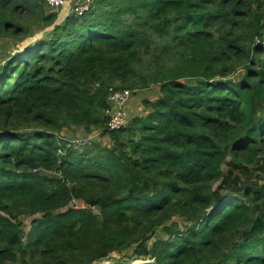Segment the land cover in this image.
Segmentation results:
<instances>
[{
    "label": "trees",
    "instance_id": "trees-1",
    "mask_svg": "<svg viewBox=\"0 0 264 264\" xmlns=\"http://www.w3.org/2000/svg\"><path fill=\"white\" fill-rule=\"evenodd\" d=\"M47 7L0 0V264H264V0Z\"/></svg>",
    "mask_w": 264,
    "mask_h": 264
},
{
    "label": "rangeland",
    "instance_id": "rangeland-1",
    "mask_svg": "<svg viewBox=\"0 0 264 264\" xmlns=\"http://www.w3.org/2000/svg\"><path fill=\"white\" fill-rule=\"evenodd\" d=\"M85 0H68L67 4L60 8L51 9L49 6L47 9L55 10L58 12V20L57 22L62 21L67 15L74 12L76 6L82 4ZM36 34H42L43 31L39 27L34 28ZM16 41L12 38L3 37L0 38V63L4 61L7 50L9 51L12 46H14ZM159 95V85H151L150 87L138 89L137 91H132V96L130 97L129 101L126 104L125 110L127 114L132 118L135 115L145 114L144 110L141 105H144V100H155ZM64 133L69 137H76L77 140L83 139H100L103 142L107 143L108 139L105 136L101 135L100 129H95L91 133H87L83 128L76 129L73 133L71 131H64ZM226 169V166L224 165ZM26 225L30 222L29 216H24L22 218ZM131 252H126V258H128ZM119 256L118 253L114 254ZM133 263L138 264L142 263L141 260H135Z\"/></svg>",
    "mask_w": 264,
    "mask_h": 264
},
{
    "label": "built area",
    "instance_id": "built-area-1",
    "mask_svg": "<svg viewBox=\"0 0 264 264\" xmlns=\"http://www.w3.org/2000/svg\"><path fill=\"white\" fill-rule=\"evenodd\" d=\"M95 0H85L82 4L76 6L74 12L76 15H83L93 4ZM68 0H46V4L51 8H60L67 4ZM71 14V13H70ZM131 89L111 88L109 94V114L110 120L108 126L110 129H119L126 127L131 117L127 114L125 107L130 97Z\"/></svg>",
    "mask_w": 264,
    "mask_h": 264
},
{
    "label": "crops",
    "instance_id": "crops-1",
    "mask_svg": "<svg viewBox=\"0 0 264 264\" xmlns=\"http://www.w3.org/2000/svg\"><path fill=\"white\" fill-rule=\"evenodd\" d=\"M141 107H142L143 109H145V106H144V105H143V106L141 105ZM144 112H147L146 109L144 110Z\"/></svg>",
    "mask_w": 264,
    "mask_h": 264
}]
</instances>
